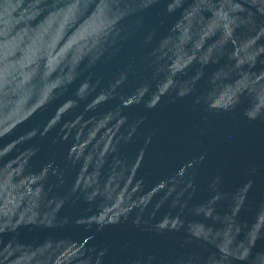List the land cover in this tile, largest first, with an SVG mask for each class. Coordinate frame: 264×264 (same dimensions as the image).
<instances>
[{
    "label": "water",
    "instance_id": "95a60500",
    "mask_svg": "<svg viewBox=\"0 0 264 264\" xmlns=\"http://www.w3.org/2000/svg\"><path fill=\"white\" fill-rule=\"evenodd\" d=\"M0 264H264V0H0Z\"/></svg>",
    "mask_w": 264,
    "mask_h": 264
}]
</instances>
